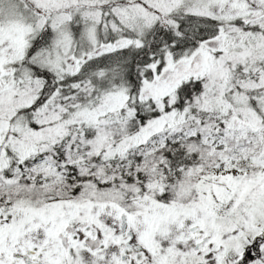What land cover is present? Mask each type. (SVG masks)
I'll use <instances>...</instances> for the list:
<instances>
[{"label": "snow or ice", "instance_id": "obj_1", "mask_svg": "<svg viewBox=\"0 0 264 264\" xmlns=\"http://www.w3.org/2000/svg\"><path fill=\"white\" fill-rule=\"evenodd\" d=\"M0 264H264V0H0Z\"/></svg>", "mask_w": 264, "mask_h": 264}]
</instances>
